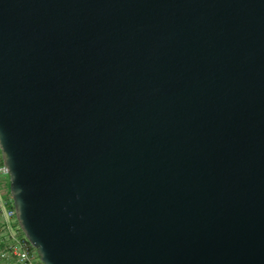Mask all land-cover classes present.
Returning <instances> with one entry per match:
<instances>
[{
    "label": "water",
    "instance_id": "obj_1",
    "mask_svg": "<svg viewBox=\"0 0 264 264\" xmlns=\"http://www.w3.org/2000/svg\"><path fill=\"white\" fill-rule=\"evenodd\" d=\"M0 161L41 264H264V0H0Z\"/></svg>",
    "mask_w": 264,
    "mask_h": 264
},
{
    "label": "built area",
    "instance_id": "obj_2",
    "mask_svg": "<svg viewBox=\"0 0 264 264\" xmlns=\"http://www.w3.org/2000/svg\"><path fill=\"white\" fill-rule=\"evenodd\" d=\"M0 176L7 171L0 161ZM8 193V188H7ZM0 264H41L36 250L21 233L14 217L9 194L0 193Z\"/></svg>",
    "mask_w": 264,
    "mask_h": 264
},
{
    "label": "crops",
    "instance_id": "obj_3",
    "mask_svg": "<svg viewBox=\"0 0 264 264\" xmlns=\"http://www.w3.org/2000/svg\"><path fill=\"white\" fill-rule=\"evenodd\" d=\"M0 193L5 197L7 195V180L5 177L0 176Z\"/></svg>",
    "mask_w": 264,
    "mask_h": 264
}]
</instances>
